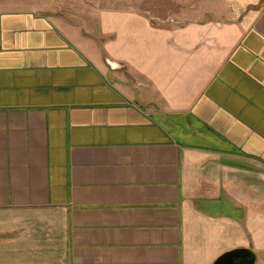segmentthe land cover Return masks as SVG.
<instances>
[{
    "label": "crops",
    "instance_id": "1",
    "mask_svg": "<svg viewBox=\"0 0 264 264\" xmlns=\"http://www.w3.org/2000/svg\"><path fill=\"white\" fill-rule=\"evenodd\" d=\"M264 264V0H0V264Z\"/></svg>",
    "mask_w": 264,
    "mask_h": 264
},
{
    "label": "water",
    "instance_id": "2",
    "mask_svg": "<svg viewBox=\"0 0 264 264\" xmlns=\"http://www.w3.org/2000/svg\"><path fill=\"white\" fill-rule=\"evenodd\" d=\"M256 256L251 248L230 250L220 255L214 264H255Z\"/></svg>",
    "mask_w": 264,
    "mask_h": 264
}]
</instances>
